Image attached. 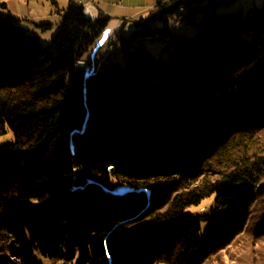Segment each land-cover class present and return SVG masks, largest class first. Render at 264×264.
I'll use <instances>...</instances> for the list:
<instances>
[{"label":"trees","instance_id":"trees-1","mask_svg":"<svg viewBox=\"0 0 264 264\" xmlns=\"http://www.w3.org/2000/svg\"><path fill=\"white\" fill-rule=\"evenodd\" d=\"M235 1H157L85 73L109 17L71 4L44 46L0 16V264H264V2Z\"/></svg>","mask_w":264,"mask_h":264},{"label":"rangeland","instance_id":"rangeland-1","mask_svg":"<svg viewBox=\"0 0 264 264\" xmlns=\"http://www.w3.org/2000/svg\"><path fill=\"white\" fill-rule=\"evenodd\" d=\"M98 4L100 10L103 11L105 16L110 18L108 27L101 33L95 44L86 52L84 57L87 61H96L98 64L109 56L114 55L115 58L121 63H124L122 53V38L128 39L130 35L137 30V23L142 19H148L152 10L156 7L157 0H93ZM264 0H237L229 5L221 4L218 7L219 13H238L241 5L245 4L244 12L254 7H261ZM6 4L9 9H2L1 5ZM71 5L70 0H0V16H8L9 13L13 14L16 19L23 20L24 26H32V28L41 37L42 44L49 46L52 39L59 32L62 27L67 10ZM43 21H39V20ZM129 20V22H127ZM129 23V26L127 25ZM49 24L52 28L48 31H43L39 28L40 25ZM174 31L178 30L175 23H171ZM184 33L189 37H194L197 30L192 25H186ZM121 38V39H119ZM115 44L118 46L117 52H114L111 46ZM148 50L155 56L167 57L163 51L164 46L160 43L149 44ZM97 52L100 53L97 56ZM10 132L6 137L0 139V146L5 142L12 139ZM124 192H128L127 186H123ZM215 197L204 201L201 207L191 208L188 213H200L203 210L209 209ZM215 223L202 222L201 236L206 238L211 232ZM234 250L232 251V253ZM228 252L223 253V255ZM228 263V257L225 259ZM39 264H75L67 259H49L42 255H38Z\"/></svg>","mask_w":264,"mask_h":264},{"label":"built area","instance_id":"built-area-1","mask_svg":"<svg viewBox=\"0 0 264 264\" xmlns=\"http://www.w3.org/2000/svg\"><path fill=\"white\" fill-rule=\"evenodd\" d=\"M162 3H170L173 0H157ZM203 5H207L209 3V0H199ZM72 5L77 7H82L84 9V15L87 19L96 21L100 16V10L98 7V4L94 2L93 0H72ZM242 7H245V4L241 5ZM180 12L183 14H186V9L182 8L180 9ZM129 22V20L127 21ZM181 28H183V25H180ZM96 66V63L94 61H80L77 64V70L80 73L85 72H91L94 70Z\"/></svg>","mask_w":264,"mask_h":264},{"label":"crops","instance_id":"crops-1","mask_svg":"<svg viewBox=\"0 0 264 264\" xmlns=\"http://www.w3.org/2000/svg\"><path fill=\"white\" fill-rule=\"evenodd\" d=\"M7 9H9V7H8V6H7ZM99 10H100V8H99ZM100 13H103V11H102V10H100ZM103 14H104V13H103ZM11 15L13 16V14H12V13H11ZM104 15H105V14H104ZM38 20H39V19H38ZM39 21H43V20H41V19H40ZM127 25L129 26V23H127ZM28 26H29V25H28ZM32 26H33V25H32ZM32 26H29V27H30V28H32ZM96 41H97V40H96ZM96 41H95V42H96ZM94 44H95V43H94ZM99 55H100V53H98V52H97V56H99Z\"/></svg>","mask_w":264,"mask_h":264},{"label":"water","instance_id":"water-1","mask_svg":"<svg viewBox=\"0 0 264 264\" xmlns=\"http://www.w3.org/2000/svg\"><path fill=\"white\" fill-rule=\"evenodd\" d=\"M111 172L113 173L114 172V169H111Z\"/></svg>","mask_w":264,"mask_h":264}]
</instances>
